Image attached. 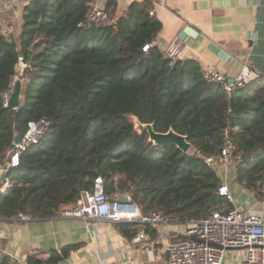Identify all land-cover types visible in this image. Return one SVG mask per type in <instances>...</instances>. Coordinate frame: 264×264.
<instances>
[{"label":"trees","instance_id":"1","mask_svg":"<svg viewBox=\"0 0 264 264\" xmlns=\"http://www.w3.org/2000/svg\"><path fill=\"white\" fill-rule=\"evenodd\" d=\"M90 2L28 0L16 37L0 32V161L28 122L50 123L12 168L0 218L56 216L98 176L109 199L128 196L142 216L204 217L226 204L216 165L205 162L219 161L226 145L236 180L263 194L264 186L253 183L264 180V74L227 93L204 80L195 60H172L154 44L142 50L161 30L149 0L133 1L120 14L107 0L105 25L88 20ZM20 57L26 66L14 109L3 105L2 94L18 75ZM129 116L156 132L186 136L195 151L154 145ZM117 226L124 236L136 232L131 223ZM66 253L25 262L57 264ZM0 264L15 263L1 255Z\"/></svg>","mask_w":264,"mask_h":264},{"label":"crops","instance_id":"2","mask_svg":"<svg viewBox=\"0 0 264 264\" xmlns=\"http://www.w3.org/2000/svg\"><path fill=\"white\" fill-rule=\"evenodd\" d=\"M107 0H91L105 5ZM116 14L131 2L113 0ZM161 30L153 42L166 54L178 44V60H195L202 70H215L233 79L243 65L256 75L264 74V0H149ZM28 0H0V32L10 38L19 32L22 7ZM184 33V39L178 37ZM126 196L115 200L121 201ZM235 205L243 211H260L264 199L250 205ZM135 225V234L124 236L112 221L53 216L19 221L0 218V248L3 256L24 260L46 259L52 252L67 249L57 264H96L105 258L115 264H166L168 241L185 235L186 220L168 218L145 231L140 218L121 221ZM152 230V233L149 231ZM140 231L144 237L137 240ZM132 233V229H130ZM241 249L226 250L221 264H240Z\"/></svg>","mask_w":264,"mask_h":264},{"label":"built area","instance_id":"3","mask_svg":"<svg viewBox=\"0 0 264 264\" xmlns=\"http://www.w3.org/2000/svg\"><path fill=\"white\" fill-rule=\"evenodd\" d=\"M88 20L100 25L109 23V14L105 6L97 2L91 3ZM6 36L7 34H4V38L7 39ZM152 45L153 42L144 44L142 50L146 51ZM178 48V44H172L166 51L167 56L172 60L177 59ZM201 73L206 82L220 85L227 93H231L236 87L248 83L257 76L246 64L233 79L215 70L201 69ZM12 88L13 83L11 88L2 94L4 106H7V99ZM49 124L45 119L30 121L20 141L12 142L3 161H0V194L6 193L13 187L11 170L18 165L21 152L37 143ZM229 149L230 145L222 149L219 161L206 157L205 162L210 165L219 164L222 167V182L217 192L226 199L225 205L230 204L232 207L224 205L210 211L207 216L187 219L184 237L172 239L166 245V264H221L226 250L235 248L242 250L239 256L240 264H264V218L260 211L247 212L235 205V199L227 180V169L232 163ZM126 199L131 201L128 196ZM58 216L112 222L140 218L141 221L153 226L159 222L168 221V218L160 211L153 212L150 216H142L134 202L133 204H119L118 200L109 199L104 191V180L100 176L94 178L90 189L80 191L73 205L61 208ZM14 219L30 221L33 218L29 214L18 212ZM144 236V232L140 231L136 239L140 240ZM2 254L4 252L0 248V256ZM12 260L15 264H26L24 260L15 257H12ZM96 264L115 263L101 258Z\"/></svg>","mask_w":264,"mask_h":264},{"label":"water","instance_id":"4","mask_svg":"<svg viewBox=\"0 0 264 264\" xmlns=\"http://www.w3.org/2000/svg\"><path fill=\"white\" fill-rule=\"evenodd\" d=\"M178 38L180 40H183L184 39V33L180 34ZM25 66H26V64L23 62V59L20 57L18 60V64H17L18 75L14 79L12 91L9 94L8 99H7V106L10 108L15 109L20 104V90H21L22 76L24 73ZM136 120L138 121L137 118H136ZM134 129H135V127H134ZM143 130H145L147 132L148 140L150 142H152L154 145H160V144L165 143V142H170V143L174 144L177 148H179L183 153L189 152V150L192 147V144L187 141L186 136L178 134L172 130H168L167 132H156L153 130L152 124L139 122L138 132H141ZM20 139H21L20 133H16L14 138H13V141L19 142ZM118 203L119 204L120 203L133 204L132 201H128L126 198L121 200V201H118Z\"/></svg>","mask_w":264,"mask_h":264},{"label":"rangeland","instance_id":"5","mask_svg":"<svg viewBox=\"0 0 264 264\" xmlns=\"http://www.w3.org/2000/svg\"><path fill=\"white\" fill-rule=\"evenodd\" d=\"M7 34V39H11L10 35H8V33H4ZM23 80V79H22ZM129 119L132 121L135 129L138 131V126H139V122L136 120V118L134 116H129ZM195 151L194 146L191 147V149L189 150V154L193 153ZM218 163V162H217ZM233 163H231L228 166L227 169V180L229 183V186L232 190L235 202L238 204L240 203L242 206H246L244 203H247V205L251 204L252 202L256 201L260 202L261 200L264 199V192L263 194L260 193H256V191L250 188H247L244 184V182H238L236 180V173H235V167L234 165H232ZM216 171L218 172L219 176L223 175V171H222V167L219 166V164H216L215 166ZM256 177V176H255ZM255 186L260 187V189L264 186V180H262L261 178L254 180L253 183ZM264 190V188H263ZM225 207H229V205H225Z\"/></svg>","mask_w":264,"mask_h":264}]
</instances>
